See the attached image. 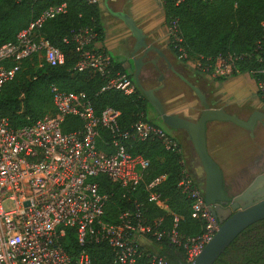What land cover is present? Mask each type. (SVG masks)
Returning a JSON list of instances; mask_svg holds the SVG:
<instances>
[{
  "label": "built area",
  "instance_id": "obj_1",
  "mask_svg": "<svg viewBox=\"0 0 264 264\" xmlns=\"http://www.w3.org/2000/svg\"><path fill=\"white\" fill-rule=\"evenodd\" d=\"M83 1L88 5L98 2ZM68 10L67 2L48 6L33 16L14 41L0 47V92L28 60L41 58L50 68L66 64V53L53 46L42 30L48 21L66 15ZM178 30L176 24L174 31L170 29L180 41ZM99 39L92 27H82L63 39L65 45L76 49L74 70L101 77L100 93L117 91L126 97L134 96L136 83L116 69L114 59ZM252 57L260 67L249 75L264 100V55L257 49L256 54L229 55L216 61L205 62L201 57L203 63L197 65L207 75L220 79L237 71L239 61ZM51 93L53 113L33 124L14 128L8 118H0V264H93L88 244L105 241L113 251L111 264H137L141 237L159 240L163 234L143 218L138 206L135 212H123L117 223L105 221L112 193L103 189L102 181L106 179L126 192H134L145 184L151 162L133 153V149L158 139L166 150L182 153L181 143L145 121L124 128L120 110L97 109L85 92H67L52 85ZM70 118L79 120L81 128L65 132ZM105 136L109 140L102 149ZM161 181L156 179L146 189L149 201L163 207L160 196L152 190ZM178 187L191 202L192 218L206 224L204 233L196 238L180 237L176 230L170 234L173 243L183 244L187 263L192 264L220 226L206 204L203 185L187 167ZM151 261L169 264L158 255Z\"/></svg>",
  "mask_w": 264,
  "mask_h": 264
},
{
  "label": "trees",
  "instance_id": "obj_2",
  "mask_svg": "<svg viewBox=\"0 0 264 264\" xmlns=\"http://www.w3.org/2000/svg\"><path fill=\"white\" fill-rule=\"evenodd\" d=\"M63 2L68 4V13L48 21L42 33L53 46L66 53V64L59 68L46 65L49 71L35 77L31 61H26L23 68L29 67V70L22 69L2 89L0 118H8L14 128L42 119L45 108L51 107L54 111L51 86L56 85L63 91L87 93L99 110L105 107L120 110L124 128L141 120L166 131L164 126L148 117V108L151 106L138 86L132 97L117 91L100 93L103 85L101 77L74 70L78 61L76 49L73 45H65L63 39L82 27H92L103 42L105 34L99 2L88 5L83 0H40L36 3L31 0H0V47L14 41L17 34L28 27L34 15L50 5ZM165 7L167 28L170 29L175 23L179 29L177 37L180 41L172 37L169 43L172 52L179 58L182 56L179 51L182 45L189 55H204L213 61L229 55L256 54V49L264 55V0H184L180 3L178 0H165ZM115 64L117 70L126 73L135 83L132 73L126 71L121 63ZM258 67L260 64L252 57L239 61L237 71L249 74ZM81 126L79 120L70 118L66 121L64 131L70 132ZM108 140L109 137L105 136V144H100L102 149L106 148ZM132 152L143 155L151 162L145 184L134 192H126L104 179L103 189L112 193L105 221L117 223L123 212H135L138 206L143 218L163 237L159 240L148 237L158 245L156 253L146 252L139 245L141 257L137 264H153L151 258L154 255L163 257L169 264H188L183 244L173 243L170 234L176 230L180 237L196 238L204 233L206 224L192 218L191 202L178 187L185 169L183 154L166 150L158 139L138 144ZM159 178L162 181L152 190L160 196L163 207L149 201L146 189ZM87 250L93 264H111L113 261V251L106 241L98 244L91 242ZM214 264H264V220L246 228Z\"/></svg>",
  "mask_w": 264,
  "mask_h": 264
},
{
  "label": "water",
  "instance_id": "obj_3",
  "mask_svg": "<svg viewBox=\"0 0 264 264\" xmlns=\"http://www.w3.org/2000/svg\"><path fill=\"white\" fill-rule=\"evenodd\" d=\"M115 16L125 23L136 41L131 55L135 83L168 131L186 133L187 140L192 144L199 158L201 166L197 168L195 175L204 177L205 201L220 227L212 241L205 246L192 264H214L246 228L264 220V173L258 175L243 193L233 199L229 198L224 190L223 171L208 152L207 125L211 122H229L249 131L253 136L258 123L264 125V113L254 111L249 119L243 120L228 114L223 109L211 108L206 94L197 85L179 74L159 48L147 43L143 29L134 19L124 13H115ZM151 52L163 58L169 68L189 86L199 100L203 110L196 121L179 115H171L165 111L163 103L156 94L163 88L162 83L165 80L163 73L160 72L158 78L159 86L152 89L143 87L140 77L144 67L148 64L147 60ZM151 63L158 69L157 60H152ZM229 202H232L229 209L222 207V204ZM233 211L236 212L232 215Z\"/></svg>",
  "mask_w": 264,
  "mask_h": 264
},
{
  "label": "crops",
  "instance_id": "obj_4",
  "mask_svg": "<svg viewBox=\"0 0 264 264\" xmlns=\"http://www.w3.org/2000/svg\"><path fill=\"white\" fill-rule=\"evenodd\" d=\"M143 1L144 0H140L139 2H137V0H98L102 23L112 25L116 32L120 34L115 40H108L106 35H104V40L101 45L103 49L111 55L114 62L121 63L126 71L132 64L131 55L136 41L132 42L129 36L132 35V33L125 23L115 16V13H124L134 19L137 25L143 29L147 39L148 34L155 30L157 24L152 19L140 17L139 13ZM159 36H161L160 32L159 34L154 33L150 37H153L154 41L160 44L162 43V38ZM151 45L157 47L152 43ZM119 48L125 50L128 56L127 60H116ZM160 48L163 47L160 46ZM191 76L192 79L196 80L200 78L201 83L198 87L206 94L211 108L223 109L228 114L235 115L243 120L249 119L254 111L264 113V100L258 93L255 80L249 74H239L237 77H234L235 82L230 81L232 78L223 82L211 76ZM191 107L193 106L187 105L182 109L173 110L172 113L180 115L185 112L184 115L187 117ZM176 108V106L173 107V109ZM175 133L177 132L171 133V135L179 140L182 145L183 156L187 158L188 149L182 140L177 138ZM232 133L238 136V146L240 147H238L235 155H232L231 149H229V146L234 147V145L228 142V135ZM207 146L210 156L221 167L224 179L226 180L227 176H229L231 177L229 183H232V174L234 170L238 168L243 172L246 170H253L256 163H259L261 167L264 166V125L258 123L252 136L249 131L233 123L211 122L207 125ZM253 148L255 151L251 150ZM248 158L249 160H247Z\"/></svg>",
  "mask_w": 264,
  "mask_h": 264
},
{
  "label": "rangeland",
  "instance_id": "obj_5",
  "mask_svg": "<svg viewBox=\"0 0 264 264\" xmlns=\"http://www.w3.org/2000/svg\"><path fill=\"white\" fill-rule=\"evenodd\" d=\"M139 1L140 0H137V2H139ZM139 15H140V17H143V18L152 19L157 24V27L155 28V30L148 34L147 42L151 41V43L153 45H156L157 48H159L165 54V56L168 59V61L170 62V64L173 66V68H175V70L178 73L182 74L184 77L188 78L192 83L194 82L195 85L199 86V84L201 83L200 78L197 80L192 79L191 75H197L198 77H208L209 75H207V73H205L203 70H201V67H198L197 63L198 62L203 63V61L199 60L201 57H204L207 60L205 62H208V60L211 61V59L206 58L204 55H200V56H196V57L191 56L185 52L183 45L179 47V51L183 54V57L181 56V58H179L172 52V50L169 46V43L171 42V38L174 36H173L172 32L170 31V29L173 31L175 30V23L171 26L170 29L167 28V26H166L165 0H144ZM102 26L104 28V32H105L106 38L108 40H112V39L115 40L120 35L118 32H116V30L114 29V27L112 25H109L108 23H104V24L102 23ZM159 32L161 33V36H159V37L162 38L161 39L162 43L159 42L160 44H158V42H155L153 37L152 38L150 37L154 33L159 34ZM129 36H130V39L132 40V42H134L135 39L132 37V35H129ZM160 38H158V39H160ZM160 46H162L163 48H160ZM173 46L176 47L177 44L174 43ZM154 54L155 53L151 52L149 54V56L154 57L155 56ZM127 59H128V56H127V53L125 52V50L122 48H119L118 49V56H117L116 60L124 61ZM30 63L32 64V67L34 68V73H36V75L33 74L35 77H37V74H44V73L49 71L44 60L41 58H38V57L34 58ZM132 63H133V61H132ZM159 65H161V69L163 71V66H162L161 61H160ZM217 65H218V63H217ZM28 68L29 67H25V69L24 68L23 69H24V71H26V70H29ZM163 72L167 76V80L165 82H163L164 88L157 93V96L159 97V99L162 101V103L164 104L165 107H168V109H167L168 111L172 110V108L169 109L170 105H175L177 107L176 110L182 109L183 107H185L187 105L193 106L189 110L187 117L184 115L185 112L184 113L182 112L183 114H180V116L183 118L192 120V121H196L199 118L200 113L202 112V107L200 106L199 100L196 98L195 94L181 80H179V79L175 78L174 76L168 74L166 71H163ZM133 73H134V71H133ZM239 74H242V73H239L238 71H236L233 74L227 76L226 78L218 79V81L225 82V81L232 78L230 81L235 82L234 77H237ZM140 79H141L142 85L145 89H152V88L158 86L157 73L155 72L154 68L149 64L144 67ZM214 79H216V78H214ZM17 91L19 92L20 90L17 89ZM1 93H2V91L0 92V94ZM43 111H44L43 117L51 115L53 113L51 107L45 108ZM150 116L152 118L156 117V115L153 111H150ZM167 131L168 130H166V132ZM167 133L171 134L174 132L168 131ZM175 134L177 135V138L182 140V142L184 143V145H186V147L188 149L187 158H185L183 156V163H184L185 167H187V169L189 171H191L194 174V176H196L195 173L197 172V168H199L201 166L199 158H198L192 144L187 140L186 133L184 131H177V133H175ZM228 142L231 145L232 144L234 145V147L229 146V149H231L232 155H235L236 151L239 147L238 146V143H239L238 142V136L235 135L234 133L229 134L228 135ZM251 150L255 151L254 148ZM258 152H259V150H258ZM260 157H262V156H260ZM247 160H249V158ZM245 162H246V160H245ZM246 171L243 172L239 168L234 170V172L232 174L233 180L239 179L242 176H244L246 178L245 179L246 181L245 180H244V182L241 181L239 183V185H237V186H232L229 183V181H231V177L227 176V178H226L227 188H228V192L230 193V195H236V194L242 192L246 188L245 182H248V178H250V176H252V174L256 175V173H258L257 170H250V171H252L251 175L245 176ZM196 178L199 180V177L196 176ZM140 243L143 246L144 251L149 252V253H156L157 252L158 245L156 244V242L152 238H147V237L143 236L140 239Z\"/></svg>",
  "mask_w": 264,
  "mask_h": 264
},
{
  "label": "flooded vegetation",
  "instance_id": "obj_6",
  "mask_svg": "<svg viewBox=\"0 0 264 264\" xmlns=\"http://www.w3.org/2000/svg\"><path fill=\"white\" fill-rule=\"evenodd\" d=\"M149 45H151V42L150 41H148L147 42ZM154 53V52H153ZM155 56L154 57H150L149 56V58H148V64L149 65H151L153 68H154V70H155V72L157 73V82H158V78H159V76H160V72L161 73H163L164 74V72L163 71H166L168 74H170V75H172V76H174L175 78H177V79H179V80H181L178 76H177V74L176 73H174L170 68H169V66H168V64L165 62V60L163 59V58H160V57H158V55H157V53H155L154 54ZM152 60H157V66H158V69L151 63V61ZM160 61L162 62V66H163V71H162V69H161V65H159L160 64ZM147 64V65H148ZM175 69V68H174ZM127 71H129V72H131L132 73V75L134 76V73H133V71H134V69L132 68V67H129L128 69H127ZM180 74V73H179ZM165 75V74H164ZM182 75V74H181ZM186 78V77H185ZM188 79V78H187ZM167 80V76L165 75V80L163 81V82H165ZM189 80V79H188ZM182 81V80H181ZM190 81V80H189ZM183 82V81H182ZM191 82V81H190ZM183 83H185V82H183ZM163 84V83H162ZM186 84V83H185ZM194 84V83H193ZM160 85V83H158V86ZM187 85V84H186ZM188 86V85H187ZM189 87V86H188ZM155 88V87H154ZM163 88H164V85H163ZM162 88V89H163ZM161 89V90H162ZM192 91V90H191ZM193 92V91H192ZM158 93V92H157ZM156 93V94H157ZM158 97V96H157ZM159 98V97H158ZM197 98V97H196ZM162 102V101H161ZM151 106V105H150ZM163 106H164V104H163ZM175 105H170V107H169V109L170 108H172V110H170V111H168L167 109H168V107H165L164 106V109H165V111L168 113V114H171V115H179V114H176V113H172V111L173 110H176V109H173V107H174ZM203 110V109H202ZM150 111H153L154 113H155V115H156V117L155 118H152L151 116H150ZM202 113V112H201ZM200 113V114H201ZM180 116V115H179ZM148 117L149 118H151V119H153L154 121H156V123L157 124H159V125H162V126H164L163 125V123L161 122V120H160V118H159V116L156 114V112L154 111V109L152 108V106L151 107H149L148 108ZM165 127V126H164ZM166 128V127H165ZM167 130V129H166ZM253 170H257L258 171V173H256V175L255 174H252V176H250L251 175V173H252V171H250V170H247L246 171V174H245V176H250V178H248V182H245L246 183V188L242 191V192H240V193H238V194H236V195H230V193L228 192V188H227V181L224 179V190H225V192H226V194H227V196L229 197V198H231V199H233V198H235L236 196H238V195H240L241 193H243L248 187H249V185L254 181V179L258 176V175H260V174H263L264 173V166H259V163H256L255 164V166L253 167ZM246 178L244 177V176H242V177H240L239 179H235V180H233V182L232 183H230L232 186H237V185H239V183L242 181V182H244V180H245ZM246 181V180H245ZM199 182H201V184L203 185V183H204V177L203 176H201V177H199ZM248 183V184H247ZM231 204H232V202H229V203H224V204H222V207H224V208H226V209H229L230 208V206H231ZM236 211H233L232 212V215L235 213ZM217 223L219 224V222L217 221ZM219 226H220V224H219Z\"/></svg>",
  "mask_w": 264,
  "mask_h": 264
}]
</instances>
